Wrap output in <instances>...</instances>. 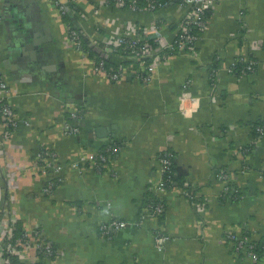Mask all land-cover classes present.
<instances>
[{
  "label": "crops",
  "instance_id": "crops-1",
  "mask_svg": "<svg viewBox=\"0 0 264 264\" xmlns=\"http://www.w3.org/2000/svg\"><path fill=\"white\" fill-rule=\"evenodd\" d=\"M77 6L70 19L100 41L142 27L169 43L185 13L179 3L157 11L107 0ZM67 21L52 0H0V69L20 118L0 149V197L26 229L39 227L52 241L58 252L46 264H264L226 235L233 229L264 241V133L255 132L264 122V0L217 1L195 49L168 56L148 80L98 75ZM251 57L254 72L228 70ZM66 121L80 131L66 133ZM112 144L117 151L96 168L88 157ZM169 148L186 173L178 171L179 184L162 194L166 210L153 215L160 154ZM43 149L61 166L50 193ZM191 184L205 207L184 195ZM115 217L128 225L104 235L101 224ZM158 232L168 236L162 248Z\"/></svg>",
  "mask_w": 264,
  "mask_h": 264
},
{
  "label": "built area",
  "instance_id": "built-area-1",
  "mask_svg": "<svg viewBox=\"0 0 264 264\" xmlns=\"http://www.w3.org/2000/svg\"><path fill=\"white\" fill-rule=\"evenodd\" d=\"M78 0H52L53 4L64 13H75L76 9L72 8L71 4L77 6ZM108 1V0H107ZM139 0H116L117 4L121 7H125L131 10L139 11H157L160 8L166 6L160 0H149L147 6L140 8L138 6ZM220 0H181L179 5L185 9V13L182 19L178 23V30L175 37L169 43L163 42L161 37L158 38L159 45L155 48H147L146 43L142 45L143 51L138 52L137 45L146 41V32L142 27H131L128 28L126 32L117 34L116 36L104 35L103 41L97 40L95 37H92L84 29V26L79 23H68V33L72 41L78 46V48L83 49L82 47V37L88 41V44L92 47H98L100 42L105 44V53L116 52L114 56L118 58L119 62L124 60L122 51L132 52L126 59L138 61L140 63V68H148L153 70L156 65L167 58V54L163 53L165 48L173 47L174 42L179 43L181 53H191L194 50L199 36L191 32V27L193 24L205 28L209 17L206 16V11L212 9V7ZM128 4V7L126 6ZM78 7V6H77ZM159 8V9H158ZM159 25H154L152 30L154 32H159ZM100 30V28H99ZM191 43V44H190ZM85 50V49H83ZM89 54V52L87 51ZM147 54L155 55L153 61L148 63L144 60V56ZM245 60V59H244ZM236 60L231 66H229V71L233 72L234 67L240 62ZM246 61V60H245ZM247 69L250 72H254L258 66V60L256 58L247 59ZM135 63V62H132ZM94 71L103 77H107L110 80L118 81L121 80L124 76L128 74L129 68L127 66H121L120 70L109 73L105 68L104 62L98 64L94 63ZM122 65V64H120ZM219 74V69L217 75ZM145 80L150 78V75L143 76ZM187 87V84H185ZM11 87L6 80L2 70L0 69V149L6 152V147L11 141L13 131L18 126L20 122L18 110L15 105L12 103L11 99ZM78 110H73L72 117L77 116ZM29 124L28 121H26ZM65 131L69 134H76L80 131L79 127L73 124L71 121L65 122ZM108 150L115 152L117 147L115 145L107 146ZM46 150H42L39 155V161L43 158V163L41 166L42 171L46 175H51L52 172L58 171L61 166L60 164H53L48 158ZM110 155L105 154L102 150L96 153L91 154L88 157V160L96 166L98 169H103L108 161ZM80 161L76 160L73 162L74 166H79ZM39 165V164H38ZM178 165L179 160L176 153L166 149L160 154V174L161 180L158 185V199L152 202L151 204V214L158 215L162 214L166 210V202L162 196L167 190L171 189L177 183L174 182V176L178 174ZM1 169V164H0ZM10 172V171H7ZM6 176L7 183L12 180L10 173L6 174L2 170V175ZM221 177L225 180L229 178V172L226 169H223L221 172ZM55 181L52 178H49L48 183L44 187V192L50 193L54 188ZM226 190L230 189V185L225 186ZM184 195L190 199L193 204L199 208L205 207V204L202 203L201 194L198 188L194 185H188V187H182ZM1 192V188H0ZM1 195V194H0ZM19 219L14 214V211L11 209L9 203L5 200H2L0 197V264H46L53 256L57 255V249L55 248L52 241H50L44 231L37 227L33 230L24 229L21 233L17 234V223ZM128 221L121 220L119 218H113L110 221L104 222L100 226V230L104 235L111 236L113 233L123 227L128 225ZM227 238L235 243V246L238 250L245 251L247 254L252 256L255 259L264 258V247L261 252L256 250V243L251 239V237L243 232L236 230H227ZM168 236L162 232L156 234V243L159 248H162L167 241Z\"/></svg>",
  "mask_w": 264,
  "mask_h": 264
},
{
  "label": "trees",
  "instance_id": "trees-1",
  "mask_svg": "<svg viewBox=\"0 0 264 264\" xmlns=\"http://www.w3.org/2000/svg\"><path fill=\"white\" fill-rule=\"evenodd\" d=\"M181 0H160V2H162L164 5H169V4H172V3H179ZM108 3L112 4V5H116L117 2L116 0H108ZM149 3V0H139L138 1V6L140 8H143L145 6H147ZM72 8H75V9H78V7L75 5V4H71ZM126 6L128 7V4H126ZM159 9V8H158ZM211 11L212 9H209L206 11V16H210L211 15ZM64 16L66 17V19L68 20L67 22L70 23V24H73L74 22L70 19L69 17V13H64ZM204 28L201 27V26H197L195 24H193V26L191 27V32L196 34L197 36H199V38L201 37L202 35V32H203ZM147 45V48H155V47H158L159 45V42H158V38H155V37H147L146 38V41L141 43L140 45H137V49H138V52L141 53L143 51V48H142V45L145 44ZM191 44V43H190ZM82 47L83 49H85L86 51L89 52V55L91 58L94 59L95 63L98 64L100 62H104V65H105V68L107 69V71L109 73H113V72H116L117 70L119 71L120 70V67L121 66H127L129 68V72L128 73H141L142 77L145 76V75H150L149 73V69L148 68H140V63L138 61H133V60H129V59H126L128 57V55H130L132 52H126V51H122L120 52V54L123 53L124 55V60L122 62H119L118 61V58L116 56H114L116 54V52H110V53H107L106 52V55H104L105 53V44L104 43H100L98 45V47H92L88 44V41L82 37ZM195 49V48H194ZM142 50V51H141ZM163 53L164 54H167V56H171V55H176V54H179L181 53L180 52V46H179V43L178 41L177 42H174L173 44V47L171 48H165L163 50ZM155 55H151V54H147L146 56H144V60H146L148 63H151L154 59ZM253 58H256V57H253ZM132 62H135V63H132ZM122 64V65H120ZM247 64H248V61L242 59V61H240L233 69V73L236 74V75H244L246 73H251L248 69H247ZM219 67L218 66H215L213 67L212 69V81L213 83L216 82L217 80V71H218ZM235 70V71H234ZM107 78V77H106ZM114 81V80H112ZM72 116L68 117L69 120H72ZM256 132V135H260V134H263L264 133V122H261L260 124L257 125V128L255 130ZM116 147L118 146V144H114ZM118 148V147H117ZM44 150V149H43ZM169 150L173 151L174 153H176L173 149L169 148ZM105 154L107 155H113L114 153L110 150H108L107 147H105L103 150H102ZM110 159V158H109ZM41 161H43V158L41 159ZM109 162V161H108ZM53 174L51 175H47L49 178H53L52 180H54L55 182L57 181V179H55L54 176H52ZM179 174H177L176 176H174V182H169V183H177L179 184ZM188 187V186H186ZM202 200V199H200ZM24 229V226L22 224L21 221H19L17 223V229H16V233L19 234L21 233V231ZM256 243V250L261 252L263 250V247H264V241H254Z\"/></svg>",
  "mask_w": 264,
  "mask_h": 264
},
{
  "label": "water",
  "instance_id": "water-1",
  "mask_svg": "<svg viewBox=\"0 0 264 264\" xmlns=\"http://www.w3.org/2000/svg\"><path fill=\"white\" fill-rule=\"evenodd\" d=\"M178 171L181 174H185L186 173V171L183 170V168H182V166L180 164L178 165Z\"/></svg>",
  "mask_w": 264,
  "mask_h": 264
},
{
  "label": "bare ground",
  "instance_id": "bare-ground-1",
  "mask_svg": "<svg viewBox=\"0 0 264 264\" xmlns=\"http://www.w3.org/2000/svg\"><path fill=\"white\" fill-rule=\"evenodd\" d=\"M235 71V70H234Z\"/></svg>",
  "mask_w": 264,
  "mask_h": 264
}]
</instances>
